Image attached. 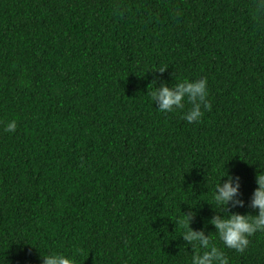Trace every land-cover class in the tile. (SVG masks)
Returning a JSON list of instances; mask_svg holds the SVG:
<instances>
[{"label": "trees", "instance_id": "16d2710c", "mask_svg": "<svg viewBox=\"0 0 264 264\" xmlns=\"http://www.w3.org/2000/svg\"><path fill=\"white\" fill-rule=\"evenodd\" d=\"M257 9L258 0H0V264H43L50 253L74 264H191L206 249L183 239L187 218L228 264H264V232L237 252L210 223L256 215ZM202 78L211 109L198 122L183 118L186 99L172 112L151 99L162 83ZM225 171L240 177L243 208L213 200Z\"/></svg>", "mask_w": 264, "mask_h": 264}, {"label": "clouds", "instance_id": "9594fccd", "mask_svg": "<svg viewBox=\"0 0 264 264\" xmlns=\"http://www.w3.org/2000/svg\"><path fill=\"white\" fill-rule=\"evenodd\" d=\"M259 12H264V0H258ZM165 69L159 72L163 73ZM209 90L207 87V79L177 83L175 86L169 87L161 84L151 93L152 101L158 105L160 112H172L174 109H184L185 99L191 108L184 113L183 118L188 123L198 122L203 116V110H210L211 104L207 97ZM16 121H10L6 126V131L14 132L16 130ZM221 178L223 183H221ZM256 188L253 190L248 202L249 207L256 212V215L240 214L238 212H226V215H215L210 223L218 234L224 247L233 249L237 252H243L248 244L249 237L257 232H264V171L255 176ZM241 182L239 176H233L225 171L215 185L213 200L215 204L224 210L229 207L245 206V201L240 198ZM186 217V216H185ZM187 231L182 236L189 243L198 242L199 247L206 249L202 254L194 255L191 264H228V259L224 255L223 250L215 245L210 244L209 237L203 232H197L190 228L189 220L185 221ZM43 264H74V261L63 253H50L42 256Z\"/></svg>", "mask_w": 264, "mask_h": 264}]
</instances>
